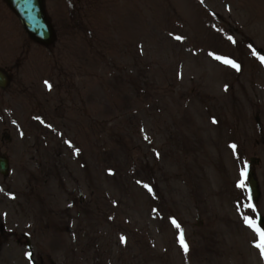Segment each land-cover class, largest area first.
Returning <instances> with one entry per match:
<instances>
[{
    "label": "rangeland",
    "instance_id": "1",
    "mask_svg": "<svg viewBox=\"0 0 264 264\" xmlns=\"http://www.w3.org/2000/svg\"><path fill=\"white\" fill-rule=\"evenodd\" d=\"M43 4L48 48L0 0V264H264V0Z\"/></svg>",
    "mask_w": 264,
    "mask_h": 264
},
{
    "label": "water",
    "instance_id": "2",
    "mask_svg": "<svg viewBox=\"0 0 264 264\" xmlns=\"http://www.w3.org/2000/svg\"><path fill=\"white\" fill-rule=\"evenodd\" d=\"M14 13L19 18L24 30L35 42L48 45L53 40L52 30L44 16L41 0H5ZM6 84L5 78L0 75V87ZM255 164V160H251ZM0 173L6 175L7 163L4 159H0ZM248 192L250 198L256 202L259 197L258 186L253 177V173L248 170ZM261 226L264 227V218H258Z\"/></svg>",
    "mask_w": 264,
    "mask_h": 264
},
{
    "label": "snow or ice",
    "instance_id": "3",
    "mask_svg": "<svg viewBox=\"0 0 264 264\" xmlns=\"http://www.w3.org/2000/svg\"><path fill=\"white\" fill-rule=\"evenodd\" d=\"M201 2H203V0H201ZM176 39H177V40H181L182 38L179 37V36H177ZM228 39H229V40H232V37L229 36ZM232 42L235 43L234 40H232ZM210 55H212V54L210 53ZM253 55H256L255 50H253ZM215 58H216L217 60L222 61L225 65L234 68V69L237 70V71L240 70V65H238L237 63H235V62H234L233 60H231V59L224 58V57H220V56H216ZM257 59H259L261 63H264V55H258V56H257ZM45 84H46V86H47L49 89H51V85L48 84L47 81H45ZM213 122L215 123V121H213ZM69 147H72V145H71L70 142H69ZM231 147H232L234 150H235V148H236L235 145H232ZM240 175H241V180H240V182H239L236 186H237L238 188H244V187H245V181H244L243 178L246 176V173L242 170L241 173H240ZM144 187L147 188L149 192H151V188H149L148 185H144ZM13 198H14V197H13ZM249 206L253 208V211H255L254 206H252V205H249ZM243 221H244L245 226H246L247 228H249L251 231H253V232L256 234L257 237H259L260 242H259V243H256V244L254 245V247L258 248L259 251H260L261 256L264 257V227H261V223H260V221H259L258 219L254 220V219H253L250 215H248V214H245V215L243 216ZM172 223H173L174 225H176L177 228H179V225L176 224V221H175V220H173ZM121 239L123 240L124 238L122 237ZM179 241H180V245H181V247L183 248L184 252L187 253V251H188V246H187V244L184 242L183 234H182V233L180 234ZM26 255H27L29 258H31V254H30V253H28V254H26Z\"/></svg>",
    "mask_w": 264,
    "mask_h": 264
}]
</instances>
